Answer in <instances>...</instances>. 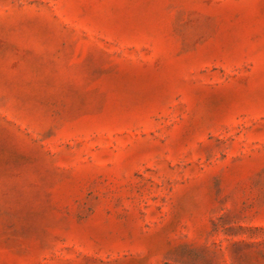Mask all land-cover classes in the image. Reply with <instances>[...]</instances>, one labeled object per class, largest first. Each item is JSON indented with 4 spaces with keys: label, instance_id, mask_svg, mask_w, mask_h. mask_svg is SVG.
<instances>
[{
    "label": "rangeland",
    "instance_id": "rangeland-1",
    "mask_svg": "<svg viewBox=\"0 0 264 264\" xmlns=\"http://www.w3.org/2000/svg\"><path fill=\"white\" fill-rule=\"evenodd\" d=\"M0 264H264V0H0Z\"/></svg>",
    "mask_w": 264,
    "mask_h": 264
}]
</instances>
